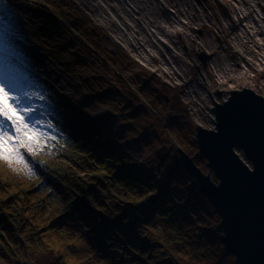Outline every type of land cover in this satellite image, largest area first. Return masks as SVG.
<instances>
[{"label":"rangeland","instance_id":"374dc122","mask_svg":"<svg viewBox=\"0 0 264 264\" xmlns=\"http://www.w3.org/2000/svg\"><path fill=\"white\" fill-rule=\"evenodd\" d=\"M105 2L92 0L97 11L87 0H6L15 18L10 43L23 64L19 68L31 88L46 97L37 101L46 118L55 128L63 120L66 124L58 141L34 157L42 162L35 176L0 163V215L5 216L0 218V264H151L162 258L192 264L183 245L162 231L148 211L129 205L128 193L112 180L122 165L149 174L154 184L143 197L150 202L164 192L193 228L221 234L210 201L191 190L195 179L183 167L178 149L209 173L206 158L195 155L196 123L209 128L213 102L233 89L264 94V50L242 34L244 25L254 31L262 27L264 14L257 9L258 14L244 16L242 0H125L124 7L137 11L146 6L154 20L151 28L161 24L168 32L177 30L181 66L198 83L195 96L187 82L169 72L164 57L172 61V44L153 39L156 47L150 40L128 46L120 41L105 20L121 25L124 8L117 12ZM134 50L152 59L144 64ZM201 53L207 55L205 64ZM143 82L153 90L140 92ZM129 207L138 209L134 217L143 218L135 221L134 230L137 238L145 234L155 244L151 250L136 252L139 244L129 246L128 233L114 231V222ZM54 218L56 229L50 225Z\"/></svg>","mask_w":264,"mask_h":264},{"label":"water","instance_id":"95a60500","mask_svg":"<svg viewBox=\"0 0 264 264\" xmlns=\"http://www.w3.org/2000/svg\"><path fill=\"white\" fill-rule=\"evenodd\" d=\"M198 56L205 64L207 55ZM211 112V128L195 127V155L206 158L210 172L182 149L179 158L220 218V239L234 263L264 264V97L233 89Z\"/></svg>","mask_w":264,"mask_h":264},{"label":"snow or ice","instance_id":"6c2138e0","mask_svg":"<svg viewBox=\"0 0 264 264\" xmlns=\"http://www.w3.org/2000/svg\"><path fill=\"white\" fill-rule=\"evenodd\" d=\"M14 14L0 0V163L29 177L36 175L37 153L57 140L55 125L46 118L43 93L33 90L16 64L10 37Z\"/></svg>","mask_w":264,"mask_h":264},{"label":"trees","instance_id":"16d2710c","mask_svg":"<svg viewBox=\"0 0 264 264\" xmlns=\"http://www.w3.org/2000/svg\"><path fill=\"white\" fill-rule=\"evenodd\" d=\"M151 88L152 87L145 82H143L139 86L140 92H142L143 90L145 92L148 90H153ZM119 155L120 154H118L117 156ZM117 159L119 158L117 157ZM120 160H123V158H120ZM137 170L143 173H138ZM113 174L114 177L112 178V180L115 185L117 187L119 186V188H122L128 193V197L130 200L129 205L134 203L137 207H139L138 209H141L142 211H148L147 213L149 214V217L153 220L154 223L159 226L162 231H165L168 235H171L174 239H176L183 245L185 251L188 253L192 260V264H235L232 258L233 256L226 252L221 242L220 235L212 229L202 230L193 228L191 226L192 223L188 219L186 213L180 210V205H174L171 202L169 196H167L164 192L157 193V195H155L156 200L153 203L143 197L145 193L150 191L149 188L152 187V184H154L153 182H151L152 180L148 179L149 174L146 171L137 169V166L122 165L119 167L118 171H115ZM174 181L180 183L179 180ZM192 189H194V191L196 190L195 192L200 194L202 198L204 197L200 193L199 189L195 186L194 182H192L191 185V190ZM191 195L195 202L198 203L196 195L192 192ZM5 204L9 206L8 202H6ZM197 205L199 207V210L204 213V207L200 203ZM137 210L132 209L131 207H129L128 210H125L128 215L125 213L116 219V221L114 222L116 229L114 231L118 234L128 233L129 246L139 244L137 249L135 250L136 252L143 253L146 249L151 250L153 247H155V244L152 245L151 242L146 239L145 234H141V236H139L138 238L136 237L135 232L137 230H134V228H136L135 221L137 219L143 221V218H138L137 215L134 217V214L137 213ZM10 215L12 216V218H15V215ZM125 215H127L126 218L123 217ZM0 216V218L5 217L4 214H1ZM129 218H131L132 220L134 219V222L131 225L129 223ZM56 220L58 219L54 218L52 220V223L50 224L55 229L57 227L55 225L53 226V224H55ZM151 227L154 233L160 235V233L153 226ZM159 242L165 244L164 240H161ZM162 259L156 260L157 262H153L151 264H176L173 260L166 261L164 259L165 261L163 262Z\"/></svg>","mask_w":264,"mask_h":264},{"label":"bare ground","instance_id":"6f19581e","mask_svg":"<svg viewBox=\"0 0 264 264\" xmlns=\"http://www.w3.org/2000/svg\"><path fill=\"white\" fill-rule=\"evenodd\" d=\"M112 1H114V5H111L109 3ZM242 1L244 2V4H245L244 7H245V10L247 11L244 16L248 17L250 11L258 14L257 9L261 11V14H264V2H262L264 0H262V1L261 0H242ZM87 2H88V4H90V6L94 7L95 10H97V11L100 10V8L97 5L92 4V0H87ZM140 2H144V0H140ZM124 3H125V0H107L106 4L110 9H115L117 11L119 8H124L123 14H125L126 21L124 20V17L122 15L121 25L115 23L114 20L109 19V18H107L105 20V22L107 24L109 23L112 27H114V30L117 31V33H118L117 36H118V38H120V40H122V41L124 40V41L128 42L129 44L140 43V45H142L143 42H149L148 40H150L152 43L151 45L156 47L157 43L155 41H153V39H156V41L164 43V44H168V45H169V43L172 44L171 45L172 51L174 52L173 55H170L172 57V61H168L167 58L164 57V59L166 61V65H170L169 66V69H170L169 72L175 73L177 75L178 79L182 80L183 82H187L185 84L190 85L189 87L194 90V92H192V93H196L195 92L196 87H194V86H198L197 81L189 78L185 68L183 66H181L182 61H181V58H179L180 53H179V49L177 47L178 42L176 41L175 35H174V34L178 33L177 30L168 32L165 29L161 28V24L154 25V28H151L150 26H152L154 20L149 17V14L146 11H144V9H146L145 8L146 6L144 4H142L140 6L138 11L136 10L134 12L133 9L128 8L126 6L124 7ZM147 5H149V3H147ZM119 6H123V7H119ZM104 8H106V7L104 6ZM107 12L108 11H106V13ZM184 13L188 14L189 10L186 9L184 11ZM135 15L137 17L134 18ZM250 16H251V20L253 21L255 19V17L251 14H250ZM110 18H111V16H110ZM259 18L264 23V16H261ZM129 19L135 20V24L133 26L130 23ZM197 19H200V17L195 16V20H197ZM123 24L125 26L124 29L122 27ZM138 26H140V30L142 31L140 36L138 33V30H139ZM184 33H185L184 31H181V34H184ZM242 34L244 35L245 38H247L246 36H249L252 39L254 46H256L259 50L260 49L264 50V24L262 27H259V29L255 30V31H254L253 27H251V25L247 28L244 25V30H242ZM129 35H132V36H129ZM178 36H180V35H178ZM198 47H200V49H201L202 46H198ZM158 49H159V47H158ZM140 56L143 59V61L147 60L145 58V55L141 54ZM149 59H152V56H149ZM188 81H190V82H188ZM194 95L199 96V94H197V93ZM262 96L264 97V94ZM189 97L191 100L194 99V96H192V95H190Z\"/></svg>","mask_w":264,"mask_h":264},{"label":"built area","instance_id":"2783aa9c","mask_svg":"<svg viewBox=\"0 0 264 264\" xmlns=\"http://www.w3.org/2000/svg\"><path fill=\"white\" fill-rule=\"evenodd\" d=\"M124 42H126V41H124ZM126 43H127L128 46H132V45L128 44V42H126ZM134 48H135V47H134ZM129 49H130V47H129ZM131 49H132V47H131ZM134 51H135V53L137 54L136 56H138V58H139V57L141 58L140 55L143 54V53H140V52L137 53L136 50H134ZM145 58H146L147 60L144 61V64H145V63H149V60H151V59H149V57H145ZM141 60H143V59L141 58ZM207 116H208V120L210 121V124H211L210 126H212V117H213V116H212L211 113L207 114Z\"/></svg>","mask_w":264,"mask_h":264}]
</instances>
